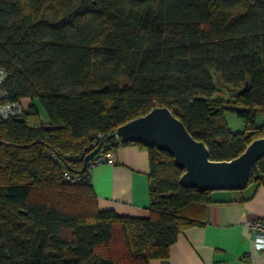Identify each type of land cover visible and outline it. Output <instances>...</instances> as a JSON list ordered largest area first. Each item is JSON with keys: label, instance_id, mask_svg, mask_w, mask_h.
Here are the masks:
<instances>
[{"label": "trees", "instance_id": "1", "mask_svg": "<svg viewBox=\"0 0 264 264\" xmlns=\"http://www.w3.org/2000/svg\"><path fill=\"white\" fill-rule=\"evenodd\" d=\"M0 69L9 100H31L0 119V264H148L204 224L212 191L184 187L169 152L115 131L167 106L212 160L264 136V0H0ZM215 74L229 99L215 98ZM95 139L148 149V217L99 209L85 169ZM52 152L80 182L63 178ZM262 174L264 157L250 181Z\"/></svg>", "mask_w": 264, "mask_h": 264}, {"label": "crops", "instance_id": "2", "mask_svg": "<svg viewBox=\"0 0 264 264\" xmlns=\"http://www.w3.org/2000/svg\"><path fill=\"white\" fill-rule=\"evenodd\" d=\"M114 153V163L99 164L90 173L99 209L148 217V149L131 143ZM211 195L214 202L205 209L204 224L183 230L167 257L151 258L148 264H264V252L253 245L248 227L264 218V174L243 189L214 190Z\"/></svg>", "mask_w": 264, "mask_h": 264}, {"label": "water", "instance_id": "3", "mask_svg": "<svg viewBox=\"0 0 264 264\" xmlns=\"http://www.w3.org/2000/svg\"><path fill=\"white\" fill-rule=\"evenodd\" d=\"M115 135L123 142H141L169 152L183 170L180 183L200 191L243 189L254 167L264 157V136L251 141L246 149L230 160H212L206 143L188 131L184 122L167 106H156L117 127ZM100 149H93L89 161Z\"/></svg>", "mask_w": 264, "mask_h": 264}, {"label": "built area", "instance_id": "4", "mask_svg": "<svg viewBox=\"0 0 264 264\" xmlns=\"http://www.w3.org/2000/svg\"><path fill=\"white\" fill-rule=\"evenodd\" d=\"M6 73L4 70L0 69V119L8 120L14 116L21 115L24 112V102L11 101L9 100V93L2 88L3 82L6 80ZM98 139H95L91 144V149L87 154H89L93 149L98 147ZM51 156L58 163L62 170L63 178L69 182H80L83 175L78 173L70 172L64 163V161L58 156L56 152H52ZM115 153L106 150L100 146L99 151L87 162H85V169L87 173L90 174L92 169L102 163H114ZM250 231V239L256 249L264 252V218H257L248 223Z\"/></svg>", "mask_w": 264, "mask_h": 264}, {"label": "rangeland", "instance_id": "5", "mask_svg": "<svg viewBox=\"0 0 264 264\" xmlns=\"http://www.w3.org/2000/svg\"><path fill=\"white\" fill-rule=\"evenodd\" d=\"M214 79H215V82H216V84L218 85V88H219V91L215 95V98L224 99V100L229 99L230 86L224 84V82H223V80H222V78H221V76L219 74H215L214 75ZM30 102H31L30 99L26 100L24 102L25 108L29 107ZM34 104L37 107V109L39 110L42 118L44 120H47V113H46L44 107L42 106V104L37 99L34 100ZM226 118H227V122H228V125H229L231 130H233V131H243L246 128L245 121L243 119L239 118L235 113L227 111L226 112ZM263 123H264V115H261L258 118V120L255 123V125H261Z\"/></svg>", "mask_w": 264, "mask_h": 264}]
</instances>
